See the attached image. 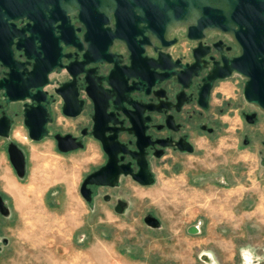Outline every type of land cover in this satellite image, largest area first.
Instances as JSON below:
<instances>
[{
  "label": "flooded vegetation",
  "instance_id": "obj_1",
  "mask_svg": "<svg viewBox=\"0 0 264 264\" xmlns=\"http://www.w3.org/2000/svg\"><path fill=\"white\" fill-rule=\"evenodd\" d=\"M27 23L19 18L10 30L0 21V81L17 86L21 96L7 101L0 88V125L8 123L0 151L15 174L10 145L23 154V176L28 165L24 142L12 134L15 125L27 141L50 139L61 154L94 142L99 162L81 184L111 156V174L119 171L115 185L88 184L87 202L99 189L123 182L143 186L133 174L144 165L155 179V168L197 153L200 143H213L228 130L242 148L255 150L264 166L263 49L248 48V42L215 28L189 35L187 24L164 41L137 35L108 44L104 31H89L73 14L64 24L43 20L32 33ZM27 122L34 127L32 136ZM43 126L46 134L34 139ZM57 135L82 146L61 151ZM102 199L110 202L112 194L104 191ZM123 202L125 208V198L116 196L114 207ZM246 262H252L248 254Z\"/></svg>",
  "mask_w": 264,
  "mask_h": 264
},
{
  "label": "rangeland",
  "instance_id": "obj_2",
  "mask_svg": "<svg viewBox=\"0 0 264 264\" xmlns=\"http://www.w3.org/2000/svg\"><path fill=\"white\" fill-rule=\"evenodd\" d=\"M12 134L24 142L28 165L18 177L0 151V194L9 208L0 214V264H209L207 256L245 264L247 254L264 264V166L233 130L155 168L153 184L99 189L92 202L79 187L98 165L94 142L61 154L50 139L27 141L18 125ZM116 196L127 201L122 213ZM149 214L158 227L144 221Z\"/></svg>",
  "mask_w": 264,
  "mask_h": 264
},
{
  "label": "water",
  "instance_id": "obj_3",
  "mask_svg": "<svg viewBox=\"0 0 264 264\" xmlns=\"http://www.w3.org/2000/svg\"><path fill=\"white\" fill-rule=\"evenodd\" d=\"M70 14L89 31H104L108 35V44L134 40L137 35H141L143 40L152 38L164 41L172 29L179 24H187L189 35L193 31L220 29L231 33L238 42H248V48L264 51V0H0V21L2 25L10 26V30H13L14 22L19 18L28 19L27 25H31L28 30L32 33L37 23L44 20L50 25L57 21L64 24ZM146 32L148 35H145ZM0 88L4 89L7 101L21 97L16 96L17 86L0 81ZM27 125L32 136L34 127L28 122ZM7 131L8 123L4 122L0 125V136L7 137ZM39 131L34 139H40L46 134L44 126ZM56 137L61 151L82 146L81 143H73L74 139L69 140L68 135ZM9 157L17 176L22 177V152L15 145H10ZM113 167L114 161L110 156L106 165L85 177L79 191L86 201L91 200L88 184L115 185L119 171L111 174L110 169ZM139 175H143V178L140 179ZM133 177L143 186L155 181L145 165ZM122 204L114 207L117 213H122L126 203ZM0 214H9V208L1 196ZM144 221L152 227L160 224L151 214ZM189 231L195 232L197 228L191 227ZM5 241L4 238L3 242Z\"/></svg>",
  "mask_w": 264,
  "mask_h": 264
},
{
  "label": "bare ground",
  "instance_id": "obj_4",
  "mask_svg": "<svg viewBox=\"0 0 264 264\" xmlns=\"http://www.w3.org/2000/svg\"><path fill=\"white\" fill-rule=\"evenodd\" d=\"M207 260L209 264H213V258L211 256H207ZM255 262L252 260V262H246L245 264H254Z\"/></svg>",
  "mask_w": 264,
  "mask_h": 264
}]
</instances>
